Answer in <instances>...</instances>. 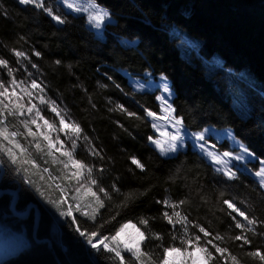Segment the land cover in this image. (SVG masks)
<instances>
[{"label": "trees", "instance_id": "trees-1", "mask_svg": "<svg viewBox=\"0 0 264 264\" xmlns=\"http://www.w3.org/2000/svg\"><path fill=\"white\" fill-rule=\"evenodd\" d=\"M95 2L114 18V23L106 26L105 40L87 28L83 16L68 15L67 22L59 26L42 10L22 6L17 0H0V12L8 13L7 17L0 15V56L15 67L16 58L9 49L28 48L29 54L33 49L41 53V58L32 59L39 65L49 92L63 100L85 133L103 149L106 160L95 161L107 169L100 182L109 190L115 182L121 193L133 194L129 206L119 209L116 220L104 225L103 234H113L128 221L144 232L140 219L156 217L149 221L151 233H158L163 239L148 238L151 233L146 232L142 250L151 258L150 264H161L165 248L184 250L185 246L181 245L179 233H173L161 216L165 210L171 214L172 209H165L156 201H179L191 194V200L180 209L182 213H189L190 220L203 224L214 235L224 236L221 246L227 247L239 264H262L246 253L256 248L264 252V237L248 233L252 244L241 249L239 241L229 239L240 230L234 228L229 210L222 203L231 198L241 210L247 209L264 219V190L259 183L247 173H240L236 180H226L191 149L169 158L158 154L147 139L154 132L144 113V108L160 112L157 94L134 92L121 72L165 76L174 91L173 107L185 118L188 131L207 127L231 129L249 151L264 161V0ZM120 39L134 41L135 46H122ZM56 60L61 64L56 65ZM113 81L123 92L114 87ZM98 82L107 84L108 89L100 88ZM89 97L96 104L95 109L90 107ZM117 103L142 119L110 112L108 109ZM117 120L123 128L117 126ZM222 150H231L228 142L222 144ZM132 156L145 164L146 172L131 163ZM76 157L92 162L83 148L77 150ZM253 169L257 171L258 165L253 164ZM23 182L6 166L0 190L18 192L16 210L20 213L30 203L41 201L34 188ZM52 194L54 199L59 196L58 191ZM12 200V195L0 198V223L15 232H25L27 245L0 264H58L47 245L33 241V216L25 221L12 217ZM123 200V195L113 194L112 201H106L112 207L101 210L103 217L107 219ZM44 205L45 208L39 206L42 215L38 236L53 243L62 264H114L108 254H98L87 246L70 227V219L57 220L55 209L47 202ZM75 215L82 227L93 228L91 221ZM97 220L101 218L98 216ZM197 234L202 236L203 244V234ZM172 235L177 239L173 240ZM122 254L128 264H136L129 259L131 254ZM225 256L218 264H234Z\"/></svg>", "mask_w": 264, "mask_h": 264}, {"label": "snow or ice", "instance_id": "snow-or-ice-1", "mask_svg": "<svg viewBox=\"0 0 264 264\" xmlns=\"http://www.w3.org/2000/svg\"><path fill=\"white\" fill-rule=\"evenodd\" d=\"M17 2L23 6L33 5L35 8L42 9L52 20L59 24L67 22L60 14L54 13L53 9L46 5L45 0H17ZM67 7L71 9L73 7L72 3H68ZM75 10L88 12V23L97 30L102 29L106 21L111 22V13L107 9L101 8L95 0H87V7H78ZM0 15L7 17L8 13L4 10L0 12ZM97 36L102 39V32L97 31ZM21 39H24V37H21ZM0 47H3V45H0ZM9 51L16 58L15 64L19 67H13L8 59L0 56V176L5 174L4 166L7 165L12 173L22 176L23 181L29 187H33L41 197H45V192L41 188L35 187V182L28 176V166L39 169L41 164L38 161L42 160L44 164H48L50 160L52 164L58 166V174L53 175L48 167H43L41 180L44 179L43 174H47V179L52 181L48 187L58 191L59 196L56 199L47 198L46 202L58 212L60 217L70 219V227L84 240L90 249L98 254H108L107 258L113 261L114 264H128L125 255L122 253H131L129 259H134L136 264H150L151 258L147 256V253L142 252L138 245L129 247L121 240V236L127 228L135 227L131 221L120 224L119 228L111 235L103 234L104 225L116 220L120 215L119 209L129 206L128 202L133 198V194L121 193L115 182L112 183L110 190L106 189L100 182L107 169L103 163L98 165L95 161L97 159L99 161L106 160L103 149L98 147L93 138L85 133L79 122L72 119L70 110L64 105L63 100L58 102L57 99L49 97L47 94L48 85L43 80L38 79L35 73L29 71V68L35 69L37 73L40 71L39 65L33 62L32 57L41 58V53L35 49L32 50L30 55L17 48L9 49ZM54 63L60 65L61 61L56 60ZM5 71L8 77L7 80L3 78ZM17 74L21 76L20 79H17ZM146 76L150 78L151 73H146ZM107 79L111 81L112 77L108 76ZM161 82L163 92L167 93V96L160 95L156 99L161 102L166 113L164 118L167 119L174 131L161 132L160 137L148 136V141L161 156L174 157L186 147L187 137L191 140L193 146L198 147L204 157L209 159L214 166H217L215 171L218 174L226 180L238 179L237 171H233L229 167V161L243 160L244 155H236L229 151H215V144L211 145L213 150H210L208 147V134L212 131L210 128L187 132L185 118L177 113L173 104L168 102L173 93L167 78L163 75H161ZM131 83L135 86L134 91H143L147 80L143 82L132 80ZM113 85L123 92L119 84L113 81ZM99 87L106 89L108 85L99 84ZM17 89L19 92H17ZM84 91L87 92L86 89ZM125 95H128V93H125ZM108 102L112 103L110 99ZM89 104L92 109L96 108V104L91 97H89ZM45 109L53 114L51 121L43 114ZM108 110L110 112H120L129 118L142 119L138 113L130 111L124 104L117 103L115 107H110ZM144 113L153 121L159 119L157 113L150 109L144 108ZM12 121L17 123L12 124L14 130L9 132L8 127ZM115 123L118 127L123 128V124L119 120ZM152 127L156 131H160L155 122ZM61 134L65 139H61ZM229 135L231 136V133ZM78 148H83L87 155L92 158V162L78 159L76 157ZM243 152L247 154L248 150L244 148ZM108 160L110 161V158ZM130 160L137 169L146 172V166L140 159L132 156ZM255 175L260 177L259 186L264 188V168L256 172ZM113 194L123 195L124 200L115 205L114 207L117 210L105 219L101 210L112 207L106 201H112ZM84 197L88 198L87 201L84 200ZM190 200L191 194L187 199L179 201L168 199L156 201L157 204H162L165 209H172L171 214L165 210L161 213V216L171 226L173 233H179L181 245L185 246L184 250L187 255L190 258L193 256V252L187 251V248L191 247L194 251L204 253L203 264H218V261L226 259L225 254L231 258L234 264H239L237 257L231 255L227 247L221 246L225 241L224 236L219 233L214 235L203 224L190 220L189 213H182L181 207ZM222 203L229 210L227 214L233 222L234 228L240 230L239 234L233 235L229 239L233 242L239 241L241 249L252 244L248 233L264 237V219L252 215L247 209L241 210L231 198L224 199ZM74 212L79 213L87 221H91L93 228L90 230L82 227ZM98 216L101 218L100 221L97 220ZM155 219L156 217L140 219L139 223L145 227L144 232H140L139 228L137 229L141 237H145L146 232L151 233L149 221ZM231 227L232 225H230ZM190 228L193 231L190 232ZM197 233L203 234L204 243L202 245L200 243L202 236ZM152 237L158 240L163 239V236L158 233H151L148 238ZM172 239L176 240L177 236L172 235ZM180 251L181 248L174 246L165 248V258L161 264H168L167 254L169 252L179 253ZM246 255L254 259L258 258L264 264V252H261L260 248L247 252ZM193 264H197V261L193 260Z\"/></svg>", "mask_w": 264, "mask_h": 264}, {"label": "rangeland", "instance_id": "rangeland-1", "mask_svg": "<svg viewBox=\"0 0 264 264\" xmlns=\"http://www.w3.org/2000/svg\"><path fill=\"white\" fill-rule=\"evenodd\" d=\"M45 3H46V5L48 7H51L53 9L54 13L60 14L63 18L66 19V21L68 20V18H67L68 15L85 17L87 28L89 30H91L94 33V35L100 40H105L106 30H107L106 26L108 24L114 23V18L111 15V22H107L106 21L104 23L102 29L97 30V29L91 27L89 25V23H88V20H87L88 12L76 11L75 10L78 7H80V8L87 7V0H45ZM68 3H72L73 7L71 9L67 7ZM28 6L34 7L33 5H28ZM100 7L103 8L102 6H100ZM39 10H42V9H39ZM89 11H91V9H89ZM55 23L58 24L59 26L63 25V24H59L57 22H55ZM97 31L102 32V39L97 36ZM26 44L27 43L25 42L24 45H26ZM120 44H122V46H127V45L129 46V44L135 46V43H132L130 41H126L124 39H120ZM27 49L28 48H25V49L24 48H19V50H22V51H25L26 53H28ZM28 51H31V50H28ZM10 63L12 64V62H10ZM15 67H19V65H16ZM29 71L35 73L38 79L43 80L42 77H41L42 75L40 74V72L37 73L35 69H31V68H29ZM121 73L124 76L127 77L128 84L130 85V88L133 91H134V87L135 86L131 83L132 80H140L142 82L147 80V84H146L145 89L143 91H134V92H137V93L150 92V93H156L157 96H160V95L167 96V93L163 92L161 76H157L156 77L153 74H151V77L149 78V77L146 76V74H144L142 76H135L132 73H128V71H126V72L123 71ZM3 78L5 80L8 79V77L6 75V71L3 74ZM20 78H21V76L19 74H17V79H20ZM43 81L45 82V80H43ZM167 82H168V84L170 85V88H171V84H170V81L168 79H167ZM106 89H108V88H106ZM171 91H172L173 94H172V96H171V98L169 99L168 102L172 104V100H173V97H174V91L172 90V88H171ZM17 92H19L18 89H17ZM47 94H48L49 97H51L52 99H57L58 102H59V99L56 96H53L49 92V87H48V90H47ZM157 102L160 105V112L157 114L159 119H156L155 121H153L152 118L148 117V119L151 122V126L155 122L158 125L159 129H160V131L158 132L155 129H153V127H152V131L154 132V137H160L161 132H172V131H174V129L168 123L167 119L164 118L166 116V113L163 110L161 102L159 100H157ZM43 114L50 121L53 119V114L48 112L46 109L44 110ZM70 114H71L72 119L77 121V118L73 117L74 114L71 113V111H70ZM15 123H17V122L16 121H12V123L9 124V127H8V131L9 132L14 130L12 128V124H15ZM207 128L212 129V131L208 134L209 135V143H208L209 149L213 150V149H211V145L215 144L216 145L215 151L224 152L222 150V144L224 142H228V144L230 146V149H231L229 152H233L236 155H244V157H245L243 160H240V161H235V160L229 161V167H231L233 169V171H237V175H239L240 173H247V174L251 175L253 178H255V180L259 183L260 182V177H257L255 175V173L258 172L260 169L264 168V161L259 159L251 151H249L247 149L246 145L244 143H242L239 139H237L234 136V133H233V131L231 129H217V128H214V127H207ZM187 132L190 133L191 131L187 130ZM229 133H231V136L229 135ZM161 138H163V137H161ZM61 139H65L63 134H61ZM150 145H151V147L154 148V146L151 143H150ZM241 146H243V147H241ZM244 148H246L248 150L247 154H245L243 152ZM187 149H191L193 151L198 152L209 164H211L213 166L214 169H215V167H217V166H214L209 159L204 157L200 153L198 147L193 146L191 140L186 137V147L183 148L180 153L187 151ZM158 154H160V153L158 152ZM162 157L169 158V157H173V156H162ZM38 163L41 164V168H39V169L32 168L30 165L28 166L29 167L28 176L35 182V187L41 188V190L45 192V196L54 199V195L52 194V192H55L56 190L54 188H49L48 187V185L51 184L52 181H49L47 179V174H43L44 175V179L41 180V174H42V168L43 167H48L50 169V171H52L53 175H57L58 174V166L52 164L50 160H49L48 164H44L42 160L38 161ZM253 164H257L258 165V170L257 171H254ZM26 185L29 186L28 184H26ZM262 189L264 190V188H262ZM39 198L41 200V201H38L39 202V206L45 208L44 204L46 202V199H44L45 201L42 200L40 195H39ZM87 199H88L87 197H84L85 201H87ZM75 214L76 213L74 212V215ZM54 215H55L57 220L64 219V218L59 216V214H58V212H56V210H55ZM240 219L242 220V218H240ZM132 224H134V223H132ZM137 229H138V227L136 225H135V227L127 228L125 230V232L122 234L121 240L124 243H126L129 247H136L138 245L140 250L143 252L142 245H143L144 237H141V235H140V232H142V231L140 230V232H138ZM24 233L25 232H19V231L15 232L12 229H10L8 226L0 223V263H2L4 260L16 255L17 253H19V251H21L23 248L26 247V245H27V237H26V235ZM201 245H202V243H201ZM187 251L193 252V256L191 258L187 255V252L185 250H181L179 253H177V252H169L167 254L168 264H193V260H196L197 264H203L202 258L204 256V253H202L200 251H194L191 247H188ZM129 254H131V253H129Z\"/></svg>", "mask_w": 264, "mask_h": 264}, {"label": "water", "instance_id": "water-1", "mask_svg": "<svg viewBox=\"0 0 264 264\" xmlns=\"http://www.w3.org/2000/svg\"><path fill=\"white\" fill-rule=\"evenodd\" d=\"M11 191L9 190H0V196L1 195H6L8 193H10ZM13 193V192H11ZM14 195V200L9 208L10 210V213L17 219H20V220H25V219H28L29 218V214L31 211H33L32 214H34V223H33V229H32V239L33 241H35L36 243L38 244H45L48 246L49 250L52 252L56 262L58 264H62L55 249H54V246H53V243L49 240V239H40L39 236H38V229H39V225H40V220H41V215H42V212H41V209L40 207L38 206V204L36 203H30L26 213L24 214H20L16 208H17V204H18V201H19V197L16 193H13Z\"/></svg>", "mask_w": 264, "mask_h": 264}, {"label": "bare ground", "instance_id": "bare-ground-1", "mask_svg": "<svg viewBox=\"0 0 264 264\" xmlns=\"http://www.w3.org/2000/svg\"><path fill=\"white\" fill-rule=\"evenodd\" d=\"M134 42V41H133ZM132 42V43H133ZM120 43V42H119ZM136 43V42H135ZM130 45V44H129ZM130 48V47H129ZM6 166L7 165H5L4 166V172H5V169H6ZM4 176V175H3ZM3 176H0V185H1V183H2V179H3ZM22 177V176H21ZM24 183V182H23ZM26 185V184H25ZM27 187V186H26ZM9 191H11V192H13V193H16L17 195H18V197H19V194H18V192L15 190V189H8ZM8 193V194H6V195H13V193ZM3 196H5V195H1L0 196V198H2ZM13 200H14V195H13ZM13 202V201H12ZM12 204V203H11ZM30 205V204H29ZM29 205H28V207H29ZM11 206V205H10ZM26 213V212H25ZM20 214H24V213H20ZM53 217V216H52ZM55 218V217H54ZM18 220H20V219H18ZM41 221V220H40ZM40 226V225H39ZM39 230V229H38ZM35 242V241H34ZM36 243V242H35ZM38 244V243H37ZM47 248H48V246H47ZM49 249V248H48ZM51 252V251H50ZM52 253V252H51ZM53 255V254H52ZM54 257V256H53Z\"/></svg>", "mask_w": 264, "mask_h": 264}, {"label": "flooded vegetation", "instance_id": "flooded-vegetation-1", "mask_svg": "<svg viewBox=\"0 0 264 264\" xmlns=\"http://www.w3.org/2000/svg\"><path fill=\"white\" fill-rule=\"evenodd\" d=\"M12 196H13V195H12ZM12 201H13V200H12ZM11 203H12V202H11ZM10 205H11V204H10ZM38 206H39V203H38ZM27 209H28V206H27ZM27 209H26V211H27ZM26 211H25V212H26ZM25 212H23V213H25ZM19 213H20V212H19ZM32 213H33V211L30 212V214H29V218H30L31 215H32V216H33V222H34V214H32ZM11 215H12V214H11ZM12 217H14V216L12 215ZM29 218H28V219H29ZM25 220H27V219H25ZM25 220H23V221H25Z\"/></svg>", "mask_w": 264, "mask_h": 264}]
</instances>
